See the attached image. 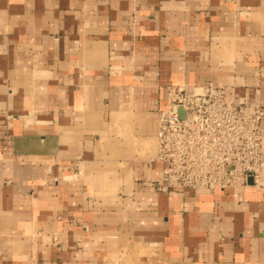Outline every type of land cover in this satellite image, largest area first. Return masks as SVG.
<instances>
[{"label":"crops","instance_id":"crops-1","mask_svg":"<svg viewBox=\"0 0 264 264\" xmlns=\"http://www.w3.org/2000/svg\"><path fill=\"white\" fill-rule=\"evenodd\" d=\"M209 83L264 101V0H0V264H264V167L155 160L167 88Z\"/></svg>","mask_w":264,"mask_h":264},{"label":"built area","instance_id":"built-area-1","mask_svg":"<svg viewBox=\"0 0 264 264\" xmlns=\"http://www.w3.org/2000/svg\"><path fill=\"white\" fill-rule=\"evenodd\" d=\"M222 85H171L158 113L155 160L164 165L168 189L243 187L260 173L264 107L248 110ZM258 126H248L245 118Z\"/></svg>","mask_w":264,"mask_h":264},{"label":"rangeland","instance_id":"rangeland-1","mask_svg":"<svg viewBox=\"0 0 264 264\" xmlns=\"http://www.w3.org/2000/svg\"><path fill=\"white\" fill-rule=\"evenodd\" d=\"M181 86H185V85H181ZM185 87H188V86H185ZM192 88H198V87H192ZM234 101H240V102H242L243 104H244V106L245 107H247L248 108V110H250V111H252V110H255L257 107V105L259 106V109H260V107L262 108V107H264V101H259V100H251V101H244V100H234ZM255 118H253V117H250L249 119H248V117H246L245 118V122H246V124L250 127H252V126H254V125H256V126H258V123H259V121H257V122H255ZM264 122V120L260 123V129H261V131H263L262 130V123ZM157 126H158V120H157ZM263 141H264V139H263ZM263 141H262V143H263ZM156 142H157V140H156ZM262 147V146H261ZM155 153H156V146H155ZM155 157H156V155H155ZM264 167V165L262 166V168ZM261 172V171H260Z\"/></svg>","mask_w":264,"mask_h":264},{"label":"water","instance_id":"water-1","mask_svg":"<svg viewBox=\"0 0 264 264\" xmlns=\"http://www.w3.org/2000/svg\"><path fill=\"white\" fill-rule=\"evenodd\" d=\"M248 184L251 185L252 184V178L248 179Z\"/></svg>","mask_w":264,"mask_h":264}]
</instances>
